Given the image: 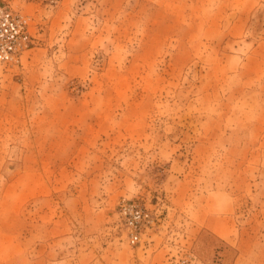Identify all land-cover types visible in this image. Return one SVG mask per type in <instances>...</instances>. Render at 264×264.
Segmentation results:
<instances>
[{
    "label": "rangeland",
    "instance_id": "374dc122",
    "mask_svg": "<svg viewBox=\"0 0 264 264\" xmlns=\"http://www.w3.org/2000/svg\"><path fill=\"white\" fill-rule=\"evenodd\" d=\"M0 7V264H264V0Z\"/></svg>",
    "mask_w": 264,
    "mask_h": 264
},
{
    "label": "built area",
    "instance_id": "2783aa9c",
    "mask_svg": "<svg viewBox=\"0 0 264 264\" xmlns=\"http://www.w3.org/2000/svg\"><path fill=\"white\" fill-rule=\"evenodd\" d=\"M31 41L28 18L0 7V66L19 62L21 55L30 48ZM119 212L129 241L136 243L140 231L152 221L149 211L137 202L127 200L120 204Z\"/></svg>",
    "mask_w": 264,
    "mask_h": 264
},
{
    "label": "bare ground",
    "instance_id": "6f19581e",
    "mask_svg": "<svg viewBox=\"0 0 264 264\" xmlns=\"http://www.w3.org/2000/svg\"><path fill=\"white\" fill-rule=\"evenodd\" d=\"M27 17V16H26ZM28 18V17H27ZM22 56V55H21ZM21 58V57H20Z\"/></svg>",
    "mask_w": 264,
    "mask_h": 264
}]
</instances>
